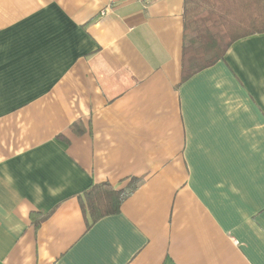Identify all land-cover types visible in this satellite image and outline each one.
Segmentation results:
<instances>
[{
	"label": "crops",
	"instance_id": "1",
	"mask_svg": "<svg viewBox=\"0 0 264 264\" xmlns=\"http://www.w3.org/2000/svg\"><path fill=\"white\" fill-rule=\"evenodd\" d=\"M183 2L0 0V264H264V32L182 80Z\"/></svg>",
	"mask_w": 264,
	"mask_h": 264
},
{
	"label": "trees",
	"instance_id": "2",
	"mask_svg": "<svg viewBox=\"0 0 264 264\" xmlns=\"http://www.w3.org/2000/svg\"><path fill=\"white\" fill-rule=\"evenodd\" d=\"M183 3L182 80L221 60L240 38L264 32V0H184ZM107 186V183L92 185L86 192L85 207L93 221L118 211L137 188V180L119 191L107 190Z\"/></svg>",
	"mask_w": 264,
	"mask_h": 264
},
{
	"label": "built area",
	"instance_id": "3",
	"mask_svg": "<svg viewBox=\"0 0 264 264\" xmlns=\"http://www.w3.org/2000/svg\"><path fill=\"white\" fill-rule=\"evenodd\" d=\"M115 1H116V0H112V2H115ZM118 1H119V0H118ZM135 1L146 3V2H148L149 0H135Z\"/></svg>",
	"mask_w": 264,
	"mask_h": 264
}]
</instances>
